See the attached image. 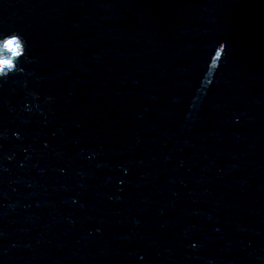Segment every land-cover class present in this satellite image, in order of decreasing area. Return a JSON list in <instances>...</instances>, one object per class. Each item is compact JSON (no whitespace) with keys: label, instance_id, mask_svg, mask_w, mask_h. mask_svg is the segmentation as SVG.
I'll use <instances>...</instances> for the list:
<instances>
[{"label":"water","instance_id":"obj_1","mask_svg":"<svg viewBox=\"0 0 264 264\" xmlns=\"http://www.w3.org/2000/svg\"><path fill=\"white\" fill-rule=\"evenodd\" d=\"M12 32L0 264H264V0H0Z\"/></svg>","mask_w":264,"mask_h":264},{"label":"clouds","instance_id":"obj_2","mask_svg":"<svg viewBox=\"0 0 264 264\" xmlns=\"http://www.w3.org/2000/svg\"><path fill=\"white\" fill-rule=\"evenodd\" d=\"M28 50V42L22 34L12 32L0 35V80L7 81L10 76L23 72L21 62L29 59ZM220 52L224 57L223 48ZM220 59L221 55H215L217 71Z\"/></svg>","mask_w":264,"mask_h":264}]
</instances>
